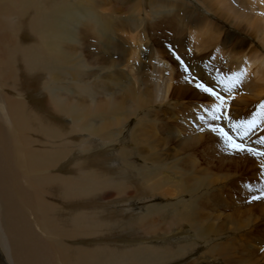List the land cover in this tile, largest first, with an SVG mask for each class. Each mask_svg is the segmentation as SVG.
<instances>
[{
  "label": "bare ground",
  "instance_id": "obj_1",
  "mask_svg": "<svg viewBox=\"0 0 264 264\" xmlns=\"http://www.w3.org/2000/svg\"><path fill=\"white\" fill-rule=\"evenodd\" d=\"M199 1L206 9L205 15L209 9L233 27L244 29L264 49V0ZM96 5L97 0H80L79 5L55 0H0V264H264V243L259 242L264 236H259L254 232L257 228L249 226L251 214L248 203H251L252 197L242 195L249 201L240 202L237 210L231 209L229 221L232 228L212 229L207 223L208 216L202 213L210 197L206 177L191 179L188 171L177 165L167 164L165 167L169 170L165 171L175 170L179 180L169 176L164 183L163 178H157L163 174V170L158 168L162 165L156 164L153 170H137V176H142L143 183L148 184L152 193L162 199L178 195L177 200L170 197L171 200L164 206H146L145 214L131 218L129 222H132L134 232L138 233L134 243L137 247L129 250L112 247L116 242L111 241V237L119 233L112 232V228L122 230L126 223L119 219L129 217L123 214L124 210L106 213V210L98 209L93 214L87 205L82 204L76 210L65 209V205L72 206L84 199L89 201L93 196L112 203L113 196L109 191L101 194L97 191L113 190L119 195L127 180L119 177L110 181L105 172L98 169L101 165L99 154L95 157L88 155L75 163L78 177L60 176L57 171L62 163H68L65 161L71 157V151L49 148H56L63 142L69 146L75 142L73 136L80 135L111 144V130L132 116L142 120L143 110L148 105L164 103L169 99L174 83L170 76L161 79L148 74L146 82H143L150 85L151 92H148L147 88L138 87L134 79L133 86H127L121 79L111 76L109 70L114 67L122 66L127 70L135 65L139 56L135 52L120 53L117 65H111L105 59L99 67L95 66L98 62L88 64L76 52V47L73 48L82 41V34L92 33L93 39L105 36L103 43L109 42L117 32L137 31L143 20L139 17L115 24L99 14L98 22L93 17L96 15L93 10L98 8ZM82 8L83 11H79ZM197 19L204 26L203 30L188 29V35L192 39L200 38L197 48H201L203 38H213L210 41L214 42L213 32L217 28L201 16ZM188 23L189 20L183 25L187 27ZM142 25L143 31L155 30L151 22H142ZM100 27L101 32L98 31ZM73 30L81 34L74 37ZM22 32L32 37L30 43L20 41ZM129 39L131 41L132 37ZM237 45L232 42L227 53H238ZM221 50L222 46L217 45L216 52L222 53ZM159 51L155 56V66H163L159 61ZM243 63L245 68L235 70L233 80L257 97L260 90L264 92V57L252 56ZM98 70H103V75L97 74ZM33 87H38V91ZM126 87L131 92L124 98ZM228 91L227 97L236 100V89ZM36 95L47 96L52 112L66 119L70 127L47 121V117L44 118L33 106L41 100ZM41 104L48 112L43 101ZM136 112L139 116L134 115ZM33 135L40 141H33ZM199 139L196 145L200 143ZM79 147L86 154L87 144L80 142ZM106 147L103 149L107 150ZM189 147L181 148L185 151ZM120 159L122 166H131V154L121 152L118 155ZM152 161L162 164L159 157ZM184 163H191V159ZM219 164L225 162L220 161ZM43 187L58 193L54 195L53 202L39 196L41 191H45ZM179 194L186 197L182 199ZM47 196H51L49 192ZM127 204L124 200L119 205L125 208ZM100 207L106 208L107 205ZM73 211L76 214H67ZM159 214L174 217L180 228H186L187 235L183 233L182 242L173 246L150 244L160 230L156 218ZM187 236L197 240L189 241ZM142 237L146 239L142 240ZM251 238L255 242L246 240ZM79 240L84 241L80 245L73 243ZM127 241L123 239L118 245Z\"/></svg>",
  "mask_w": 264,
  "mask_h": 264
},
{
  "label": "rangeland",
  "instance_id": "obj_2",
  "mask_svg": "<svg viewBox=\"0 0 264 264\" xmlns=\"http://www.w3.org/2000/svg\"><path fill=\"white\" fill-rule=\"evenodd\" d=\"M55 1L69 5H79L80 2V0ZM202 1L204 2V0ZM86 6L83 7L89 9V6ZM96 7H98L96 11L93 10L96 15L93 17L98 22L100 15L115 24L142 17V22H151L155 25V30L151 32L145 30L146 33L143 31L141 22V26L139 24L136 28L137 31L117 32L116 39L104 43L105 36L93 39L92 33L90 35L82 34L80 36V41H82L78 45H74L73 48L76 47V52L80 53L89 65H95L98 62L95 66L99 67L104 59L111 65H117V57L120 53L135 52L139 53L138 62L127 70L122 66L110 69L111 76L121 79L127 86L130 84L133 86L132 80L134 79L138 87L140 86L144 90L147 88L148 92H151L150 85L143 84L144 80L146 82L148 74L161 79L170 76L175 84L172 83L168 100L164 103L148 105L143 110L142 120L132 116L119 127L111 130V144L98 138L91 139L80 135L76 138L73 136L72 139L75 142H71L69 146L63 142L57 146L54 143L56 148H49L56 151H71V157L65 161L68 163H62L63 165L57 171L60 176L78 177L75 163L88 155L95 157L99 154L101 155V165L98 169L104 171L110 181L118 180L119 177L127 180L122 191L118 192L119 195L113 190L97 191L98 194L109 191L113 196L112 203L103 202L97 196H93L89 201L84 199L80 200L81 203H74L72 206L65 205V209L68 207V210H76L82 205H87L93 214L98 209V211L106 210V213H115L119 209L124 210L123 214L129 215V217L125 216L123 219H119L126 223L122 230H118L117 227L112 228V232H119L111 237V241L116 242L112 247L121 250L137 247L134 243L137 240L135 234L138 233L134 232V228L131 226L132 222H129L132 220L131 218L145 214L146 206H164L171 198L177 200L178 196L176 193L172 195L173 197L170 195L168 199H162L160 195L152 193L148 184L143 183L142 176H137V170H153L152 168L155 169L156 164L162 165L158 168L163 170V174L157 178H163L162 182L164 183L169 176L174 180H179V175L175 170L165 171L169 170L165 165H177L184 167L191 179L206 177L205 183L207 188L210 187L208 191L210 197L206 200L207 207L205 206L202 213L208 216L207 223L211 225L212 229L232 228L233 225L229 221L232 210L239 209L240 202L249 201L242 195H250L252 201L248 203L251 214L249 226L257 228L254 232L263 237L264 124L262 117L264 107L262 105H264V92L260 90L257 94L258 98L253 97L249 91L242 88L241 83L235 82L232 77L235 70L245 68L246 64L243 62L249 57H264V49L261 48L259 42L252 35L246 34L244 29L233 27L228 24V21L225 22L220 18L221 16L212 13L209 9V13L205 15L206 9L201 6L199 0H97ZM67 11L73 10L68 9ZM79 11H83V8ZM151 16L153 17L149 19ZM198 16L207 22H212L217 28L213 32L214 42H212L213 38H203L202 44L204 45L201 48H197L200 38L192 39L188 35V29L203 30L204 26L197 19ZM188 20L189 23L185 27L183 24H186ZM193 26L195 27L193 28ZM101 29L102 27L98 28V31L101 32ZM217 32L218 35H216ZM77 34H81V32L77 33L76 30H73L74 37ZM129 37H132V42ZM31 40L32 37L26 32L21 33L20 41L27 44ZM232 42L238 44V53H227ZM217 45L218 47L222 46V53L216 52ZM157 51H159V61L163 66H155ZM227 58L231 60L228 61ZM126 59H129V56H126ZM239 59L242 63L239 62ZM99 70L97 74L103 75L104 71ZM204 88H209L211 91L207 92ZM231 88L236 89V100L227 97L228 90ZM32 89L38 91V87ZM35 90L33 91L37 94ZM130 92V88H127V95L123 97L129 96ZM148 92L146 91L147 94ZM36 98L41 100L38 103H33V106L38 108L37 111L42 113L44 118L47 117V121L70 127V123L66 119L59 118V115L52 112L47 96L36 95ZM42 101L48 112L44 111ZM134 115L139 116L138 112ZM198 139L200 143L198 142L196 145ZM32 140L40 141L36 135L32 136ZM80 142L87 144L86 154L80 151ZM234 145H239L245 150L240 151ZM105 146H108L107 150L103 149ZM185 146L190 147L184 151L181 147ZM121 152L131 154V163L129 161L131 166H122L121 159L118 160V155ZM156 157H159L162 164L152 161ZM188 158L191 159V163L185 164L184 162ZM220 161L225 164H219ZM47 191L51 196H47ZM54 195H58V193L49 189L39 193L42 199L52 202ZM179 196L182 199L186 197L181 194ZM180 198L178 197V199ZM124 200L128 204L125 205V208H121L119 204H123ZM102 205H107V207L101 208ZM67 214L72 216L76 214V211L67 212ZM117 216L116 218L119 217ZM156 218L159 220L160 230L157 231V238L150 242L151 245L173 246L177 242H182L183 233L187 231L186 228H180L172 216L163 217L159 214ZM183 225L186 226L185 223ZM190 236H187L189 241L197 240ZM123 239L128 241L118 245ZM141 239L146 238L142 237ZM246 240L255 242L253 238ZM81 241L84 240L73 243L80 245ZM259 242L264 243V238H261ZM207 264H212V262Z\"/></svg>",
  "mask_w": 264,
  "mask_h": 264
},
{
  "label": "snow or ice",
  "instance_id": "obj_3",
  "mask_svg": "<svg viewBox=\"0 0 264 264\" xmlns=\"http://www.w3.org/2000/svg\"><path fill=\"white\" fill-rule=\"evenodd\" d=\"M198 87H201L200 85H198ZM204 90L205 91H207V92H210L211 91V89H209V88H204ZM262 107H264V105H262ZM234 147L236 148V149H238V150H240V151H244L245 149H243L241 146H239V145H234Z\"/></svg>",
  "mask_w": 264,
  "mask_h": 264
}]
</instances>
